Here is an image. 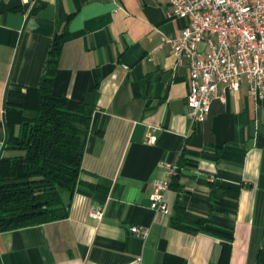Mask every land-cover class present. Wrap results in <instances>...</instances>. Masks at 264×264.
<instances>
[{
    "label": "crops",
    "instance_id": "crops-1",
    "mask_svg": "<svg viewBox=\"0 0 264 264\" xmlns=\"http://www.w3.org/2000/svg\"><path fill=\"white\" fill-rule=\"evenodd\" d=\"M169 10L164 0H0V156L23 153L4 149L6 102L22 106L8 118L18 133L21 116L38 115L43 74L69 110L93 107L67 218L0 232V264H215V231L232 235L228 264L264 251V99L243 83L191 122L188 66L163 42L186 22ZM58 20L68 34L49 66ZM154 180L171 181L166 214L150 208Z\"/></svg>",
    "mask_w": 264,
    "mask_h": 264
},
{
    "label": "trees",
    "instance_id": "trees-1",
    "mask_svg": "<svg viewBox=\"0 0 264 264\" xmlns=\"http://www.w3.org/2000/svg\"><path fill=\"white\" fill-rule=\"evenodd\" d=\"M67 21L56 23L47 65H55L60 46L68 34ZM53 78L42 75L38 93V115L34 119L20 117L19 130L8 120L21 115V105L11 100L5 105V150L16 149L18 156H0V232L40 225L65 219L69 201L80 182L81 160L89 132L93 107L80 102L69 110L67 98L53 92ZM7 95L23 99V93L8 91ZM238 191L232 194L237 196ZM201 227L203 228L202 224ZM205 229V228H203ZM206 230V229H205ZM223 237L221 253L215 264H228L232 235L215 231ZM255 264H264L260 251Z\"/></svg>",
    "mask_w": 264,
    "mask_h": 264
},
{
    "label": "built area",
    "instance_id": "built-area-1",
    "mask_svg": "<svg viewBox=\"0 0 264 264\" xmlns=\"http://www.w3.org/2000/svg\"><path fill=\"white\" fill-rule=\"evenodd\" d=\"M39 0H23L31 9ZM168 16L184 19L180 37L163 39L170 44L177 63L188 66L189 92L187 116L191 122H203L213 99L225 101L226 95L247 85L248 94L264 99V0H164ZM205 46L200 49V45ZM126 68V67H125ZM154 134L144 142L153 144ZM169 173L172 171L169 165ZM170 180H154L150 208L166 214L164 193ZM101 218L100 210H92ZM130 231L145 238L148 230L131 226Z\"/></svg>",
    "mask_w": 264,
    "mask_h": 264
}]
</instances>
